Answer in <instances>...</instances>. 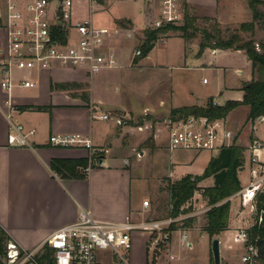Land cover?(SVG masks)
I'll use <instances>...</instances> for the list:
<instances>
[{
    "label": "crops",
    "instance_id": "obj_1",
    "mask_svg": "<svg viewBox=\"0 0 264 264\" xmlns=\"http://www.w3.org/2000/svg\"><path fill=\"white\" fill-rule=\"evenodd\" d=\"M134 4L139 5L136 8ZM180 4L183 22L185 9L197 21H216L223 26H239L252 20L248 0H180ZM92 7H94L93 11ZM259 7L261 6L257 7V11L261 14L263 12L259 10ZM157 8V0H97L95 4L88 3V16L91 17L95 27H106L117 31L105 42V50L116 54L118 68L103 70L94 75L70 68H54L40 73H30L28 76L37 80V85L30 90L16 88L10 93L15 106L13 111L7 108L6 101L9 96L0 87V230L24 249H34L57 229L75 222L81 210L89 211L94 219L102 222L129 221L134 225L152 222L145 218L147 207L142 205L148 197L140 199L134 194L132 187L134 168L133 165H129L128 158L148 137H152L151 149L140 150L139 155H146V152L148 154L150 151L159 155L163 149L170 153L174 151L168 149L167 133L163 126L157 125L153 129L151 123L146 120L137 126L120 125L117 121H120L121 118L131 120L135 116L157 113L167 116L171 109L205 105L211 99L218 106L223 105L226 101L242 99V88L252 77L251 64L244 52L205 49L201 54H198L199 41L191 49L187 44L190 39L196 36L184 39L180 32L171 30L168 32L172 35L166 33L162 35L161 39L160 37L157 39L144 60L146 61L150 57L157 43L167 44L168 41H175L176 46L180 48V54L177 57L180 63L170 64L172 66L169 65L168 68L172 70L174 68L175 73L180 76L183 71L209 70L216 80L214 91L209 96L201 98L202 104L199 102L200 100H197V103L185 100L184 104H174L182 98V95L179 92L176 94L170 85L166 87L163 98H159L156 102L146 99L144 103L134 102L130 108L107 93V88L105 89L103 86L106 83H112L110 70H128L133 66L140 68L139 65L143 58L140 60H137L138 57L133 58L132 50L126 52L124 48L129 41L135 45L139 41L136 34L139 35L140 32L143 40L144 30L150 27V25L145 27L147 17L144 13L147 12L155 17ZM93 13L97 14L93 15ZM138 20L140 23L143 22V27L140 29H137L136 26ZM256 21L252 34L249 32L240 33L252 36L256 30ZM119 22L121 25L118 24ZM6 46L7 34L0 20V61L5 56ZM134 60H137L136 63H133ZM230 69H233L237 75L243 76L246 73L245 78L239 84L229 86L221 84V78L224 79L226 72ZM4 75V71L0 68V81ZM11 76L16 80L20 74L12 72ZM169 80L171 81L170 76ZM202 84H206L205 79H202ZM61 85L64 87L60 88ZM115 91H118L117 88ZM186 94L188 93L186 92ZM27 107H39L40 110ZM7 115H10L13 122H17L26 129L35 130L31 141L32 148L13 147L8 143L10 124ZM245 115H247V109ZM103 116L107 118H101ZM263 120L264 118L257 122ZM254 125L251 123L252 134L249 136L248 142L252 139L264 141L254 134ZM53 134H78L89 139L94 148L103 152L100 156L101 163L99 160L96 167L90 168L84 179H60L49 169L51 159L86 158L89 156V151L82 148L52 147L48 143V138ZM237 141L235 136L236 144ZM216 153L213 155L211 153L208 160ZM244 170L247 171V168L243 164L238 173L239 180L240 173ZM230 201L228 226L220 235L232 231L235 233L236 229L244 228L248 222V218L237 210L238 199L231 197ZM232 201H236L238 204L233 206ZM203 203L205 204L204 201ZM184 216L186 215L174 218L179 219L175 223L183 220ZM133 232V241L138 242L141 239L144 255H148L146 245L150 235L140 231ZM174 233H179L178 243H172L170 236L166 243L169 248L171 247L170 249L174 245L183 246L180 243L179 229ZM203 234L205 232H202L198 239ZM220 235L216 237L218 240ZM167 238L168 236L164 235V239ZM208 242L210 245L209 239ZM187 247H192L191 241L188 242ZM240 248L242 249L241 245ZM220 249L221 258H223L221 242ZM106 252L102 250L97 252L99 263L105 258ZM162 255L164 259L159 264H172L171 257L173 256L169 255L168 260L165 253ZM144 259L142 262H133L146 264V258L144 257ZM176 259L174 257L173 260ZM225 260H228V264H241L240 258L237 260L229 256L224 259V262H226ZM151 264L155 263L152 261Z\"/></svg>",
    "mask_w": 264,
    "mask_h": 264
},
{
    "label": "built area",
    "instance_id": "obj_2",
    "mask_svg": "<svg viewBox=\"0 0 264 264\" xmlns=\"http://www.w3.org/2000/svg\"><path fill=\"white\" fill-rule=\"evenodd\" d=\"M84 1L97 3V0ZM157 3V12L149 29L175 27L183 23L180 0H157ZM71 6L72 0H62L61 3L58 0H0V20L7 34L5 56L0 61V68L5 73L0 87L9 96L6 101L9 110L15 109L10 97L14 89L36 87L37 80L31 79L30 73L70 68L94 75L118 68L116 54L105 50V42L117 31L95 27L90 16L73 19ZM139 56L140 49L133 53V57ZM12 72L19 73L20 77L13 79ZM7 119L10 124L8 143L13 147L32 148L35 130L13 122L10 115ZM165 125L170 151L216 153L235 143V135L225 119L189 116L179 120L167 119ZM48 143L57 148L85 149L90 152L92 164H97L101 152L89 139L78 134H53L49 136ZM243 149L248 180L233 197L248 210L252 222L248 221L244 228L236 229L234 239L243 249L241 264H264L259 262L258 247L248 240L247 234L255 223L254 218L257 217L259 224L264 215L263 210L256 208V198L264 193V141L252 139ZM142 205L148 207V202L143 201ZM177 220L169 218L137 225L129 221L111 223L98 221L89 211L81 210L75 222L57 229L34 249H24L9 239L1 261L3 264H99L98 251H129L133 231L148 233L150 239L146 250L153 251L163 241V231ZM179 232L180 243L188 245L186 232Z\"/></svg>",
    "mask_w": 264,
    "mask_h": 264
},
{
    "label": "rangeland",
    "instance_id": "obj_3",
    "mask_svg": "<svg viewBox=\"0 0 264 264\" xmlns=\"http://www.w3.org/2000/svg\"><path fill=\"white\" fill-rule=\"evenodd\" d=\"M137 5L139 4H134V7L137 8ZM93 9L94 7H92V11ZM88 10L87 1L72 0L70 13L73 19H82L88 17ZM259 10L263 13L259 15V18L256 21V30L254 34L251 36L249 34L240 33L239 35L243 40L252 39L255 43H264L263 6L259 7ZM95 14L97 13H93V15ZM144 14L147 17V20L145 21V27H149L151 22L154 20V17H152V14H148L147 12ZM213 24L217 25L223 39H227L238 29V25L223 26L219 25L216 21L213 22L209 20H196L194 27L196 29L210 30ZM136 26L137 29L142 28L143 22L140 23L138 20ZM166 33L167 35H172V33H169L168 31H166L164 34ZM192 33H194L192 30L187 31L186 33L187 36H196L195 38L190 39L187 43L190 46V49L194 47V45L200 40V35L198 33ZM162 35H159L160 39L163 37ZM136 38L139 41L136 42L135 45H133L132 41H129L126 48H124L126 52L132 50V55L136 50L140 49V44L142 42L141 32L139 35L136 34ZM118 46H120V44H118ZM179 49V46H176V42L173 40L168 41L167 44L157 43L150 54V57L146 61L144 58L141 60L139 65L140 68L133 66L128 70H110L109 74L112 83H106L103 88H107V93H110V95H112L115 100L126 104L129 108L134 102L144 103L145 99L147 101L152 100L156 102L159 98H163L164 91L169 85L176 94L179 92L182 95V98L178 99V101H176L174 104H184L186 102L185 100H188L187 102L190 103H197V100H200L199 102L202 104L203 101H201V98L209 96L210 93L214 91L213 87L216 85V80L212 75V72L209 70L201 71L193 69L189 71H183L181 72L182 76H180L179 74L175 73L174 68V71L168 68L170 64L180 63V61L177 60V57L180 54ZM245 74L246 73H244L243 76L237 75L233 69H230L226 72L224 79L221 78L220 83L228 86L237 83L239 84V82L245 78ZM169 76L171 77V81L169 80ZM202 79H205L206 84H202ZM185 86H187V88H185ZM116 88L118 91H115ZM187 90H189L192 95ZM186 92L188 94H186ZM207 103L208 102H206V104ZM212 103L214 104L213 101ZM245 111V108L238 107L230 112L227 119H225L227 126L238 139L236 145L240 146L247 145L248 138L252 134L251 122H245ZM167 119H169V114L167 116H163L160 113L155 115L146 114L135 116L131 120L121 118L120 125L128 124L130 126H137L140 122L146 120L151 123L153 129L157 125L163 126L166 129L165 123ZM253 123L255 124L254 134L258 136L259 139H264V120L259 123L256 120ZM151 145L152 137H148L145 142L139 145L133 155L128 158V161L129 165H133L134 168L132 171V187L134 194L140 199L148 197L145 199V201L148 202V207L144 214L145 218H147L148 221H161L167 219L168 217V196L164 189L166 181H175L185 175H201L211 153L203 152L196 155L194 152L178 150L170 153L163 149L162 153L159 155H155L154 153H151V151L148 154L146 152V155L138 154L140 150L143 151L145 148L150 150ZM102 153L103 152H100V156ZM247 180L248 172L244 170L242 173H240V181L244 185L247 183ZM210 181V179L202 181L199 183V187L205 188L212 185V181ZM199 193L200 192L195 193L190 203L185 206V208L190 207L191 211L186 214V216H184L183 220L174 223L178 228L176 231H173L170 234L171 242L176 244L178 243L179 233L174 232H178V229L185 231L188 236V240L192 243L191 248H188L187 245H174L173 248L170 249L171 247L169 248V245L166 244L167 246L165 245L164 247H156L153 251L146 250L148 255H144L145 252L143 250L142 240L140 239L138 242H135V240L133 241L132 238V246L129 251H125L123 249H119L118 253L107 251L105 258H101L102 260L99 264H135L136 262H142L145 260L144 257L146 258V264H151L155 252L157 254L155 255V264L163 262V253H165V257L168 260L169 255L177 258L176 260L171 261L172 264H213V261H211L212 257L210 253L208 235L205 233L198 239V236L204 232L202 230L204 226L203 216L207 210V206L203 203ZM236 204H238V202L236 203V201H232L233 206ZM237 210L240 211L244 217L248 218L250 223L252 222V217L249 218L251 215L248 214V210L242 208L240 204H238ZM133 234L134 232L132 233V237ZM164 235L165 234L163 232L162 237H164ZM234 236L235 233L232 231L222 234L219 237L223 254V258H221L223 261L221 264H228V260H225L226 262H224V259L229 256L232 259L239 260L243 253L242 249L240 248V244L235 241ZM167 253L168 255H166Z\"/></svg>",
    "mask_w": 264,
    "mask_h": 264
},
{
    "label": "trees",
    "instance_id": "obj_4",
    "mask_svg": "<svg viewBox=\"0 0 264 264\" xmlns=\"http://www.w3.org/2000/svg\"><path fill=\"white\" fill-rule=\"evenodd\" d=\"M258 6L264 7V0H248V7L252 14V20L242 23L238 29L227 39L221 37V32L216 24L211 29H196L194 23L196 18L184 10V22L182 26H165L154 30H144L143 40L140 44V56L137 60L145 58L159 38V35L166 31H178L184 39L195 35L187 36L186 33L192 30L200 35L198 54L205 49L212 50H234L245 53L251 64V80L242 88V99L240 101H226L218 106L211 100L204 106L193 105L171 109L169 119L179 120L189 116L206 117L209 120L225 119L230 112L238 107L247 109L246 122H255L259 118H264V43H256L252 39L243 40L240 32L253 33L254 22L259 18ZM121 25V23H118ZM134 60L133 63H136ZM59 87V86H58ZM64 86H60L63 88ZM40 110L39 107H27ZM142 122L139 123V125ZM101 159L97 157V163ZM244 164V149L240 145H233L221 148L212 156L203 172L199 176L185 175L175 181H166L165 191L168 196V217L178 218L181 215L188 214L190 207L185 208L190 203L195 193L200 192L202 201L205 202L207 210L204 213L203 230L208 235L209 240L218 237L227 229L229 213L231 207V197H233L241 188L238 173ZM92 164L89 156L80 159H51L49 169L62 180L84 179L87 176L88 168L96 167ZM211 179L212 185L200 188L199 183ZM256 208L258 211H264V193L256 198ZM254 225L247 231L248 240L257 245L259 250V262L264 263V215L261 223L257 224V217L254 218ZM184 226V225H183ZM178 227L176 224H170L163 232L167 239H163L158 247H164L169 241L171 232ZM9 238L0 230V257L3 258L6 242ZM155 255L153 263H155ZM212 261V260H211ZM0 264H3L0 261Z\"/></svg>",
    "mask_w": 264,
    "mask_h": 264
},
{
    "label": "water",
    "instance_id": "obj_5",
    "mask_svg": "<svg viewBox=\"0 0 264 264\" xmlns=\"http://www.w3.org/2000/svg\"><path fill=\"white\" fill-rule=\"evenodd\" d=\"M59 3L62 0H58ZM263 118H259L258 120H262ZM101 163V160L99 161ZM210 253L212 257L213 264H221V249H220V241L217 238L211 240L210 244ZM1 261V257H0Z\"/></svg>",
    "mask_w": 264,
    "mask_h": 264
}]
</instances>
